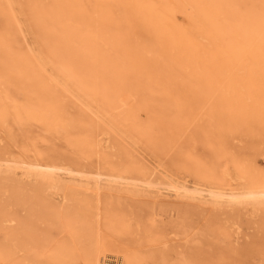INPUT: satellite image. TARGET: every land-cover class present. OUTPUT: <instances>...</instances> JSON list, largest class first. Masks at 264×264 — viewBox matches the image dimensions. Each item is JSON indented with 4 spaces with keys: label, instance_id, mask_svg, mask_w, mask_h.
Instances as JSON below:
<instances>
[{
    "label": "rangeland",
    "instance_id": "rangeland-1",
    "mask_svg": "<svg viewBox=\"0 0 264 264\" xmlns=\"http://www.w3.org/2000/svg\"><path fill=\"white\" fill-rule=\"evenodd\" d=\"M193 1L219 16L205 28L188 5L179 18L220 48L178 40L155 0H0V156L164 187L264 186V0ZM17 174H0V264H264V205L97 198L94 184Z\"/></svg>",
    "mask_w": 264,
    "mask_h": 264
},
{
    "label": "bare ground",
    "instance_id": "bare-ground-1",
    "mask_svg": "<svg viewBox=\"0 0 264 264\" xmlns=\"http://www.w3.org/2000/svg\"><path fill=\"white\" fill-rule=\"evenodd\" d=\"M155 1H156V5L160 9H163L164 11L166 9H170L171 7H169V6H172V8H171L172 10H170V11H172L173 17L175 20V23L173 24V31H174V34L178 40L189 41L191 43V45H193V44L198 45L199 44L198 46H200V48H202L204 50L210 49V51L215 46H216V48L218 46L220 48L223 45L218 34L213 33V32L210 34H206L205 31L203 32L202 36L200 35L201 39H200L199 43H197L194 40L195 37L193 36L192 31L186 26L185 22H183V20H181L179 18L180 7L181 6H182V8H183V6L188 7V5H189L193 10L192 14H194L195 17H199L201 20L204 19L203 24H204L205 28H208V21L204 17H206L207 19L212 21V17L210 16V14L213 15L214 18H216L217 15L219 16L217 9H215V8L212 9L213 12H215L217 15L214 14L213 12L206 13V11H202V9H200V7H198V4L200 3V1L198 2V0H196L198 2V4L193 0H155ZM214 4H217V3H214ZM220 7H221V5H220ZM232 7H234V6H232ZM211 8L212 7H210V9ZM221 8H222V10H224V12L228 11V8L226 7V5L222 6ZM229 8L231 9L230 6H229ZM226 13L224 15H226ZM245 19H246V17H245ZM225 20H226V18H225ZM239 20L244 22V17L243 18L239 17ZM235 25H236V23H235ZM222 26H223V28H225L224 24H221V27ZM241 26H242V24H241ZM199 28H201V27L199 26ZM237 28H238V26H237ZM241 34H243V33H241ZM243 36H244V34H243ZM247 38L248 37H246V39ZM180 44H182V43H180ZM234 67H235V65H234ZM237 68H238V72L242 76L245 77L247 75L248 66L244 62L238 63ZM131 73L132 72H130V74ZM127 93H129V92H127ZM122 105L124 107L126 104H124L122 102ZM97 146L100 149L108 150L110 148L108 138L98 140ZM4 172L7 174L14 175V176H15V174L19 173L21 175V177L27 181L40 180L42 178H46L49 181L50 187L53 191H58L60 189V186H62V184L69 187L71 185L70 182L79 181V182H81L80 184L85 183V185H89V186H90V184H94L96 187V192H97V196H98L97 198H100V194H101L100 192L103 189V187H107L109 190H112L113 188H115V190H126V191H124L125 193H127L129 191L136 190L138 193L140 192L139 194H141V192L142 193H149V194H153L155 197H167L166 194H169L177 200L194 201V202H198L199 204H202V205H215V206H221V207H226V206L229 207L230 206V207H234V208L238 207V206H246V207L251 206L255 209L258 206L264 205V186H258L256 188L252 189V188L244 186L242 183L238 182L237 179L234 180L235 184L233 186L228 185V186H222L221 187V186L212 185L210 187L209 186L206 187V186H203L200 184L190 185L184 181H174L173 184H168L167 187H164L162 185L164 183H162V184L160 183L158 185H155V184H152L151 181H141V180L126 181V180H122L121 178H117L114 176L104 175L100 172L88 173V172H85V171L80 170V169L78 170V169H72V168H68V167H64V166H57V165H53V164L43 163V162L36 161V160L35 161H27V160L16 161L14 159L3 158L2 156H0V174L4 173ZM164 174H165L166 178H170V176L166 172ZM63 177H65L67 179V181H62ZM79 182H77V183H79ZM97 200H98L97 203H99L100 199H97ZM246 207H244V208H246ZM238 208H240V207H238Z\"/></svg>",
    "mask_w": 264,
    "mask_h": 264
}]
</instances>
